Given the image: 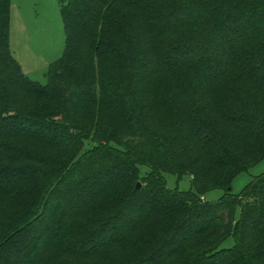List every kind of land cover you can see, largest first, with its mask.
I'll list each match as a JSON object with an SVG mask.
<instances>
[{
	"label": "trees",
	"instance_id": "1",
	"mask_svg": "<svg viewBox=\"0 0 264 264\" xmlns=\"http://www.w3.org/2000/svg\"><path fill=\"white\" fill-rule=\"evenodd\" d=\"M11 2L0 264H264V174L232 188L264 157V0H60L45 83L11 49Z\"/></svg>",
	"mask_w": 264,
	"mask_h": 264
},
{
	"label": "rangeland",
	"instance_id": "2",
	"mask_svg": "<svg viewBox=\"0 0 264 264\" xmlns=\"http://www.w3.org/2000/svg\"><path fill=\"white\" fill-rule=\"evenodd\" d=\"M63 22L60 0H12L11 49L30 79L45 83V74L51 64L66 53ZM142 170L146 171L148 167L143 165ZM262 174L264 157L235 177L232 182L233 193L240 194L252 180ZM165 178L171 189L191 190L192 179L189 175L178 177L165 173ZM223 193V189H215L208 192L205 198L211 202L217 201ZM240 215L241 209L238 208L236 217ZM234 243V238L230 237L222 246H233Z\"/></svg>",
	"mask_w": 264,
	"mask_h": 264
},
{
	"label": "water",
	"instance_id": "3",
	"mask_svg": "<svg viewBox=\"0 0 264 264\" xmlns=\"http://www.w3.org/2000/svg\"><path fill=\"white\" fill-rule=\"evenodd\" d=\"M140 184H141V182L137 184V187H140Z\"/></svg>",
	"mask_w": 264,
	"mask_h": 264
},
{
	"label": "built area",
	"instance_id": "4",
	"mask_svg": "<svg viewBox=\"0 0 264 264\" xmlns=\"http://www.w3.org/2000/svg\"><path fill=\"white\" fill-rule=\"evenodd\" d=\"M205 197H203V199H204Z\"/></svg>",
	"mask_w": 264,
	"mask_h": 264
}]
</instances>
